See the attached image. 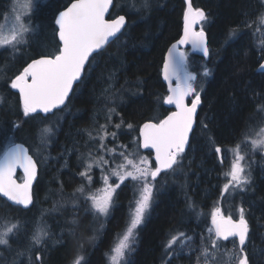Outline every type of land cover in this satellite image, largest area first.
Returning a JSON list of instances; mask_svg holds the SVG:
<instances>
[{
  "label": "trees",
  "instance_id": "1",
  "mask_svg": "<svg viewBox=\"0 0 264 264\" xmlns=\"http://www.w3.org/2000/svg\"><path fill=\"white\" fill-rule=\"evenodd\" d=\"M71 2L37 1L30 19L34 34L28 37L29 43L18 53L5 48L0 50V96L5 97V102L0 104V156L11 136L14 142L27 146L38 162L34 203L29 209L12 206L0 197V228L6 222L19 221L21 225L10 239V249L0 246V264H12L17 250L25 254L16 264H72L81 242L84 248L79 251L85 257V264H107L117 235L127 225L135 187L127 181L116 190L110 214L102 222L83 198L75 206L72 204L69 198L82 184L78 156L87 152L86 142L92 145L85 130L105 123L104 105H114L119 113L113 116L114 123L123 120L124 124L119 130L109 126V131H116L118 136L115 141L108 137L110 147L120 144L139 149L134 138L139 137L140 126L163 119L172 111L163 103L168 91L161 71L168 48L182 33L184 0H148L149 8L140 11L131 7L134 0H113L109 19L124 15L126 27L118 39L94 54V59L90 58L83 80L75 85L67 107L47 119L41 115L23 116L19 96L7 86V78H14L32 59L58 50L55 16ZM191 2L194 9L206 13L207 20L201 26L207 34L211 55L207 59L188 55L187 66L194 74L207 67L211 75L204 78L201 104L182 165L174 173H162V178H158L157 191L145 222L137 230L127 264H165L164 245L178 232L194 236L193 247L197 251L189 254L185 249L171 264H196L200 238L209 236L211 211L218 200L216 193H220L224 183L219 176L223 167L215 148L219 146L225 154L239 143L249 124L257 126L256 108L264 104V73L256 72L264 56L260 35L256 33L259 26L256 18L263 10L260 0ZM12 3L13 0H0V22L10 12ZM245 21L256 23L251 28L240 27L237 34L230 37V31ZM109 82L113 86L111 90L116 92L113 101H106L103 94ZM13 122H18L19 128L13 129ZM128 123L133 129L127 128ZM45 126L53 131L48 143L42 145L39 131ZM251 170L253 186L237 203L244 207L250 227L246 244L249 264H264V166ZM61 185L67 203L51 211L54 203L63 202ZM190 201L194 202L195 211L189 208ZM74 218L76 225L71 223ZM38 220L46 223L51 239L36 251L26 252ZM72 227H76L75 234L68 231ZM58 237L62 240L58 241ZM222 243L229 249L233 247L232 242ZM37 252L42 261L35 260Z\"/></svg>",
  "mask_w": 264,
  "mask_h": 264
},
{
  "label": "snow or ice",
  "instance_id": "2",
  "mask_svg": "<svg viewBox=\"0 0 264 264\" xmlns=\"http://www.w3.org/2000/svg\"><path fill=\"white\" fill-rule=\"evenodd\" d=\"M187 8L184 12L183 36L173 44L165 56L163 64V79L169 83V94L163 98L165 105H174L175 111H171L165 118L158 121H149L139 128V137L134 138L140 148L154 151V161L147 156L140 155L138 151H128L124 145L108 147L106 140L110 136L115 141L118 136L116 131H109L112 125L119 130L124 121L114 123L113 116L119 115L115 106L105 103V123L99 124L98 128L85 130L92 145L86 142V153H80L78 161L81 162L82 170L79 175L88 182H93V169L99 168L103 181V188L97 189L96 193L88 190V186L81 184L69 198L75 206L76 202L83 198L90 202V208L98 216H108L114 203V193L127 180H131L138 190L135 198V207L130 213L126 229L117 235V242L111 247L108 254L109 264H127L128 255L134 250L136 242V230L144 221L145 214L151 206L157 191L158 178L162 173L175 172L182 165L183 155L189 143L190 133L194 129L198 106L201 103L202 83L198 81L197 75L187 71V54L179 50V45L191 44L195 50L203 52L205 58L211 55L210 49L205 41L203 29L194 31L193 26L206 21V13L199 8H193L189 0H185ZM264 7V0H260ZM113 0H72L63 10L55 16V24L58 26L59 46L58 50L49 55H40L34 58L23 71L14 78H7V86L19 94V108L25 118H36L43 114L47 119L49 114L57 115V110L67 107L66 101L74 86L83 80V74L90 58L94 59V53H98L104 46L118 39L122 29L126 27V17L118 15L115 19L105 18ZM136 11L147 10L148 0H140L132 3ZM29 10L30 15L26 20L17 14L11 23L0 24V48L10 49L13 53L23 50L29 43L28 37L33 35V28L29 23L31 13L34 12L35 0H17L14 7ZM256 20L259 25H264V12L259 13ZM256 21H245L230 31L229 36L234 37L240 27L251 28ZM259 32L261 29L256 28ZM261 51L264 53V40L261 41ZM264 60V56H262ZM259 70L264 71V62L259 64ZM6 76V71L4 73ZM114 75V74H113ZM204 77L211 75L210 69L204 68ZM112 76H110V81ZM175 81V87H172ZM198 83L200 86L198 87ZM112 84L103 90L106 101H113L116 92L112 91ZM188 97H193L186 103ZM5 102V97L0 96V104ZM256 114L259 116L257 126L249 124L242 134V140L231 149L233 159L230 170L224 175L227 182L221 188L220 196L223 200L227 195H235L237 192L248 191L251 182V165L253 161L248 159L250 154L259 151L264 155V104H258ZM18 122H13L12 128H19ZM204 127H207L204 124ZM128 129H133L131 123ZM52 128L45 126L39 131V140L42 145L48 143V137L52 134ZM93 132L96 134L93 135ZM6 150L0 157V196L6 197L8 201L16 205L29 208L34 203L32 186L38 175V162L29 154V149L20 143L14 142L8 137ZM96 141H99L96 144ZM251 145L250 153L242 151V146ZM79 151V149H76ZM220 163L224 164L222 149L215 148ZM117 157L120 158L119 162ZM114 165V166H113ZM22 169V182H17L16 170ZM117 178L116 183H110V177ZM63 185L60 194L63 202L53 204L51 211H57L64 207L66 200L63 198ZM79 193V196L77 195ZM189 208L195 211L194 202H189ZM239 219H233L231 215L225 216L219 208L211 213L212 228L209 236L200 238L198 248L199 255L196 264H249V256L246 248L249 239L250 227L245 217L244 207L239 208ZM71 223L76 225L74 218ZM21 225L19 221L5 223L0 228V246L10 249V239L18 233ZM75 234L76 227L68 229ZM51 239V233L43 220H38L30 236V245L26 252L36 251ZM94 239V237H90ZM58 241L62 237L57 238ZM195 238L185 232L172 235L164 245V255L167 257L165 264H171L173 258L179 257L187 249L191 254L197 251L193 247ZM222 242H232L233 247L227 248ZM84 244H78V251L72 264H85V257L79 249ZM25 252L17 250L12 264L24 255ZM36 261H42V256L37 252Z\"/></svg>",
  "mask_w": 264,
  "mask_h": 264
},
{
  "label": "rangeland",
  "instance_id": "3",
  "mask_svg": "<svg viewBox=\"0 0 264 264\" xmlns=\"http://www.w3.org/2000/svg\"><path fill=\"white\" fill-rule=\"evenodd\" d=\"M37 1H39V0H35V4H36V2ZM21 2H23V0H21ZM16 3H17V0H13V3H12V7H11V10H10V12L8 13V14H6L5 15V17L1 20V22H0V24H5V23H11L12 21H14V17H15V15H17V14H20V15H22L26 20H28V18H29V15H30V12H29V10H26V9H21V8H15V10H14V7H15V5H16ZM262 12H264V7H263V10H262ZM32 14V13H31ZM29 23H30V20H29ZM31 24V23H30ZM32 26V25H31ZM257 27H259L260 29H261V31H259L258 33L260 34V36H259V38H260V40L262 41V40H264V27L263 26H257ZM256 27V28H257ZM201 29H202V26H201ZM263 30V31H262ZM1 49H4V48H0V50ZM202 73L203 72H199V74H194V73H192V74H194V75H197V77H198V81L199 82H201L202 83V87H203V83H204V76L202 75ZM200 86V84L198 83V87ZM241 141V140H240ZM239 141V142H240ZM99 143V141L97 142V144ZM107 145H108V147H110V143L108 142V140H107ZM237 144V143H236ZM235 144V145H236ZM118 145H120V144H118ZM235 145H233L231 148H229L228 150H227V152L224 154V163H225V166L223 167V173L221 174V176H222V178H223V180H224V183H226L227 182V177L224 175V173H226V172H228L229 170H230V164H231V161H232V159H233V156H232V152H231V149H233L234 147H235ZM126 146V145H125ZM127 147V149H128V151H130V152H132V151H138L139 152V154L140 155H143V156H147V157H149V159L152 161V156H148L147 154H145L144 153V151H142L141 149H140V147H139V149L138 148H136V147H134L133 149L131 148V147H129V146H126ZM111 148V147H110ZM250 150H251V145L250 144H245V145H243L242 146V151H246V152H249L250 153ZM248 159H250L251 161H253V163H252V165H251V167H253V168H255V167H260V168H262L263 166H264V155H262L261 154V152H259V151H257V152H255L254 154H250L249 156H248ZM119 160H120V158L119 157H117V161L119 162ZM152 163H153V161H152ZM154 164V163H153ZM114 166V165H113ZM250 171H251V169H250ZM251 174H252V171H251ZM92 175H93V182H92V184L89 186L88 185V182L86 181V180H84L81 176V181H82V184H84V185H86V186H88V190L89 191H91V192H93V193H96L97 192V189H101V188H103V181H102V178H101V172H100V169L99 168H94L93 169V172H92ZM220 176V175H219ZM127 181H129L130 183H132L133 184V182L131 181V180H127ZM127 181H125V182H127ZM116 182H118L117 181V178L115 177V176H111L110 177V183H116ZM124 182V183H125ZM123 183V184H124ZM224 183L221 185V187H220V191L219 192H221V188L223 187V185H224ZM122 185V184H121ZM120 185V186H121ZM117 190V189H116ZM250 191V188L248 189V192ZM135 195H134V199H133V203H132V207H131V209H130V213H131V211H132V209H134V207H135V198L138 196V190H137V188H135ZM240 192H237L235 195H231V194H229V195H227L223 200H221V196H220V193H216V195L218 196V200L216 201V203H215V205H214V207H213V209H212V211L215 209V208H219L220 210H221V212L223 213V215H225V216H228V215H230V214H233L237 219H239V208L241 207L238 203H237V201H238V199L237 198H235V196L236 195H238ZM114 196H115V193H114ZM87 204H88V207L90 208V202H87ZM152 204V203H151ZM151 207V206H150ZM232 207H234V209H232ZM91 209V208H90ZM150 210V208L148 209V211ZM92 211V210H91ZM148 211L146 212V214H145V218H144V221H143V223L145 222V219H146V217H147V214H148ZM212 211H211V213H212ZM231 211H234V213H232ZM93 212V211H92ZM93 214H94V212H93ZM110 214V213H109ZM95 216H96V218H97V220H99V221H104L105 219H107V217L109 216H106V217H104V216H98L97 214H94ZM129 218H130V214H129ZM128 221H129V219H128ZM143 223L141 224V225H139L138 226V228L140 227V226H142L143 225ZM127 224H128V222H127ZM211 224H212V222H211ZM126 227H127V225H126ZM126 227L124 228V230L126 229ZM138 228H137V230H138ZM212 228V227H211ZM123 230V231H124ZM137 230H136V234H137ZM123 231H122V233H123ZM121 233V234H122ZM116 242H117V240H116ZM115 242V243H116ZM107 264H109V259H108V257H107Z\"/></svg>",
  "mask_w": 264,
  "mask_h": 264
},
{
  "label": "water",
  "instance_id": "4",
  "mask_svg": "<svg viewBox=\"0 0 264 264\" xmlns=\"http://www.w3.org/2000/svg\"><path fill=\"white\" fill-rule=\"evenodd\" d=\"M189 3H191V5H192V2H191V0H189ZM69 5V4H68ZM184 5H185V10H186V8H187V4L185 3V0H184ZM193 7V6H192ZM194 8V7H193ZM111 9H112V6L110 7V9H109V12L108 13H106V16H105V18L106 19H108V20H111V19H109V15H110V11H111ZM185 10H184V12H185ZM115 19V18H114ZM198 26H199V23L198 24H196V25H194L193 26V30L194 31H200V30H197V28H198ZM56 30H57V32H56V36H57V40H58V42H59V37H58V26L56 25ZM183 30H184V14H183V26H182V33H181V36L179 37V39L178 40H176L174 43H172L171 45H170V47L168 48V50L172 47V45L173 44H176L177 43V41H179L180 40V38L183 36ZM122 31H123V29H122ZM205 32V31H204ZM120 34H118V36H119ZM115 40V38L114 39H112V41H114ZM111 41V42H112ZM205 41H206V44H207V46H208V39H207V34H206V32H205ZM110 42V43H111ZM110 43H108V44H106L105 46H104V48H106ZM59 44H60V42H59ZM103 48V49H104ZM187 48H189L190 49V51L192 52V54H194V55H197V56H199V57H202V58H205L204 57V55H203V52L202 51H200V50H195V49H193L192 48V45L191 44H185V45H179V50L180 51H183L184 49H187ZM102 49V50H103ZM102 50H100V51H102ZM168 50H167V52H166V54H165V56L168 54ZM99 51V52H100ZM94 54H97V53H94ZM164 59H165V57H164ZM206 59V58H205ZM31 62V61H30ZM29 62V63H30ZM163 64H164V62H163ZM27 66V65H26ZM25 66V67H26ZM87 66V65H86ZM162 70H163V66H162ZM22 71H23V69H22ZM162 72V71H161ZM258 72H262V71H260L259 70V68H258ZM162 80H163V82H164V84L166 85V87H167V91H168V89H169V83L167 82V81H165L164 79H163V72H162ZM175 81H172V84H171V86L172 87H175V83H174ZM79 83V82H78ZM75 87V86H74ZM17 93V92H16ZM18 94V93H17ZM168 94H169V91H168ZM70 95H71V93H70ZM18 96H19V94H18ZM70 97V96H69ZM189 99V97L186 99V103H187V100ZM68 101V100H67ZM67 101H66V103H67ZM170 106V108L173 110V111H175V106L174 105H169ZM200 106V105H199ZM199 106H198V110H199ZM198 110H197V113H198ZM39 115H41V116H43V114H39ZM49 115H51V114H49ZM194 126H195V123H194ZM192 133V132H191ZM191 133H190V135H191ZM189 139H190V136H189ZM17 143H20V142H17ZM20 144H22V143H20ZM189 144V143H188ZM188 144H187V146H186V150H185V152L187 151V149H188ZM23 146H25L24 144H22ZM26 148H28L27 146H25ZM143 151H145V152H148V153H151L152 154V160H153V162L155 163V161H154V151L153 150H151V149H143V148H141ZM29 154H30V152H29ZM2 155H3V153H2ZM2 155L0 156V157H2ZM31 155V154H30ZM218 160H219V157H218ZM219 163H220V160H219ZM221 164V163H220ZM19 174H21L22 175V178H23V171H22V169H17L16 170V179H17V182H22V180L21 181H19L18 180V175ZM37 178H38V175H37ZM37 178H36V180L33 182V186H32V192H33V188H34V185H35V183H36V181H37ZM2 199H4L7 203H9L10 205H12V206H15V207H18V208H20V209H22V210H27V209H29L32 205H30L29 206V208H24L23 206H20V205H16V204H14V203H12L11 201H8L7 200V198L6 197H3V196H0Z\"/></svg>",
  "mask_w": 264,
  "mask_h": 264
},
{
  "label": "flooded vegetation",
  "instance_id": "5",
  "mask_svg": "<svg viewBox=\"0 0 264 264\" xmlns=\"http://www.w3.org/2000/svg\"><path fill=\"white\" fill-rule=\"evenodd\" d=\"M201 23L202 22H200L199 23V26H198V28H197V30H201ZM259 26H261V25H259ZM264 30V29H263ZM262 30V31H263ZM256 33H258V32H256ZM260 35V34H259ZM183 52H185L186 54H187V64H188V58H189V56L188 55H192V56H194V57H197V59H205V58H202V57H199V56H197V55H194V54H192V52L190 51V49L189 48H187V49H184L183 50ZM207 59V58H206ZM261 62H264V60H262ZM260 62V63H261ZM258 68H259V65L257 66V68H256V72L257 73H264V71H262V72H258ZM187 71L188 72H190V73H192L191 71H190V67H188L187 66ZM175 83V82H174ZM193 97H189V99L187 100V103H189L190 104V101H191V99H192ZM200 107V106H199ZM173 111V110H172ZM217 154V153H216ZM224 155V154H223ZM217 159H218V155H217ZM221 165V164H220ZM225 166V163L223 164V166L221 165V167H224ZM253 167H251V169H252ZM252 171V170H251ZM253 172V171H252ZM223 172H220V177H222L221 176V174H222ZM19 180H22V176L20 175L19 177ZM222 180H223V178H222ZM253 180H254V175H253V173H252V182H251V185H250V190H251V188H252V186H253ZM224 181V180H223ZM245 193H248V191H246V192H243V193H239L238 195H236L235 196V198H237V199H242L243 198V195L245 194ZM246 198V197H245ZM240 206H242L241 204H239ZM232 209H234V207H232ZM233 218H236L235 216H233L232 214H230ZM237 219V218H236ZM211 227H212V224H211Z\"/></svg>",
  "mask_w": 264,
  "mask_h": 264
}]
</instances>
